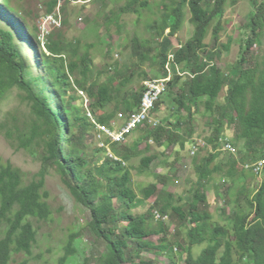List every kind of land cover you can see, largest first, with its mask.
<instances>
[{"label":"trees","instance_id":"1","mask_svg":"<svg viewBox=\"0 0 264 264\" xmlns=\"http://www.w3.org/2000/svg\"><path fill=\"white\" fill-rule=\"evenodd\" d=\"M92 1H102L107 8L106 0ZM2 2L14 17L10 19L9 29L0 24V104L12 91L18 90L31 109L32 122L22 128L10 112L6 121L0 123V131L16 150L37 153L42 170L33 179H27L20 168L3 164L0 157V264H12L18 255H33L39 234L33 220L48 222L53 216L50 195L45 189L46 177L53 169L61 175L75 202L90 211L89 229L107 248L99 258L86 257L78 264H157L143 257L148 251L168 257L170 264H264V168L260 188L246 197L245 208L237 199L240 205L225 224L213 222L207 197L201 191L203 184L213 182L217 174L225 177L222 180L225 184H236L248 171L256 175L247 167L264 159V0H252L256 13L241 30L242 44L236 64L226 71L218 63L234 46L232 36L228 42H223L228 35L225 17L229 0H127L117 11L113 9L106 14L111 24L120 23L123 15L153 14L157 17L152 24L154 45L135 38L127 48L141 65L151 63L155 57L160 60L164 78L169 77L167 68L170 65L185 73L171 80L168 92L153 111L159 114L171 108L174 115L168 117L166 123L161 121L159 127L148 124L142 127L148 138L157 144H162L165 138L172 146L180 145L184 153L197 145L193 140L197 136L193 123L202 104L219 116L214 120L212 136L205 139V148L212 147L211 154L202 159L192 157L199 175V187L193 192L187 208L183 207L184 198L175 200L176 195L167 189L165 182L169 177L159 175L157 183L139 191L134 189L131 167L123 162L137 153L122 156V147L115 144L112 152L123 160L118 161L87 141L95 125L80 92L90 101L92 119L98 124L112 126L119 114L131 116L139 110L146 86L132 94L129 90L136 77L145 81L149 80V75L138 73L140 66L135 63L123 74L117 65L112 68L114 75L106 69L102 75L106 76V82L100 77L101 71H96L94 78L92 50L97 45L83 44L82 37L69 40L61 31L62 26L67 25L65 20L58 33L55 28L45 39L49 54L43 50L36 54L44 72L35 77L23 56L22 45L26 42L23 35L39 45L42 30L29 26L16 0ZM46 6V15H54L59 0L49 1ZM187 12L191 15L194 35L185 45L175 47L173 39L182 32ZM93 24L91 27L98 29L99 36L100 23ZM106 54L111 56V50ZM223 90H227L225 103L216 109L215 102ZM112 105L114 110H109ZM173 116H177L176 122ZM227 128L236 131L233 134L235 144L244 143L243 148L239 145L240 161L232 155L224 162L219 161L223 157L222 141H230L239 154ZM182 131L186 137L179 134ZM155 158L143 157L142 169H149ZM240 163L244 165L242 170L238 168ZM153 198L155 202L146 213L135 214ZM156 211L163 217L178 219L174 240L168 238L169 225L163 220L156 221ZM156 236L160 237L157 244L148 240ZM79 238L78 233L70 236L66 253L58 264L75 261ZM204 245L207 247L196 258L194 247ZM178 248L184 251L179 259L175 253Z\"/></svg>","mask_w":264,"mask_h":264},{"label":"rangeland","instance_id":"2","mask_svg":"<svg viewBox=\"0 0 264 264\" xmlns=\"http://www.w3.org/2000/svg\"><path fill=\"white\" fill-rule=\"evenodd\" d=\"M52 0H16V5L20 7L22 16L28 22L30 27H40L42 26L41 20L47 14V3ZM82 1V2H81ZM127 0H106V7H103V2H95L92 0H59V6H57L56 14L53 16H58V19L62 21H67V25H63L61 28H56L55 33L61 31L65 32L66 37L69 40L74 38L82 37L85 39L83 44L93 43L97 45V48L92 50V57L94 59V73L93 76L96 78V71H101V79L103 82L107 81L105 75V70L107 69L110 72V75H114V66L118 67L120 74L126 72L127 68L132 64H138L140 69L138 73H147L149 75V80H143L139 77H136L132 87L129 92H136L142 86H147L153 81L163 80L164 75L161 71L160 60L156 57L153 58L151 63L147 65H141L140 60L133 58L132 50L127 48V45L132 43V41L137 38L143 43L149 41L152 44V29L153 21L157 19L153 14L149 12H144L143 17H138L136 15H123L121 17L120 27L114 23L111 24V21L106 20V14L108 11L113 10L117 11L119 8L126 4ZM14 5V6H16ZM64 6V7H63ZM65 8L64 11L61 9ZM119 12V11H118ZM256 13V9L253 6L252 0H238L236 4H233L230 0L226 6V23L225 27L228 31L227 37L223 38V42L226 43L229 40V37L232 36L234 39V46L230 53H225L223 59L219 61L218 65L223 70L226 71L230 69L231 65L236 64L238 56L240 54V47L242 44L241 30L243 27H246L249 23L252 15ZM14 17L7 8L3 5L2 0H0V24L5 26L7 29L11 27L10 19ZM191 15L187 12V22L177 37L173 39L175 47H181L185 45L188 40H190L194 35V26L190 22ZM43 22L46 23L47 20L43 19ZM99 22V36L97 34L98 29L91 27L93 23ZM53 23L45 25L43 27V32L45 36L41 35V39H46L48 33L54 32L52 27ZM91 27V28H90ZM90 28V29H89ZM58 29V30H57ZM89 31L87 32V30ZM86 35L82 36L84 33ZM92 35H95L93 37ZM23 38L26 40L23 46V56L27 62V66L30 68V71L33 76H39V73L44 72L43 65L40 64L38 58L39 55H36L41 52L42 47L44 46L41 41L42 47L39 45L33 44L31 41L26 39V36L23 35ZM90 38V39H89ZM23 42V40H22ZM108 45L112 47L108 48ZM262 46L264 47V37L262 38ZM111 50V56H107V50ZM85 50L82 49V53ZM156 56V53H153ZM156 60V64H155ZM69 61V58H67ZM40 67L42 70H40ZM111 67V68H110ZM97 69V70H96ZM167 70L170 74V79H174L176 75H185L182 69L175 70L170 65ZM168 74V76H169ZM75 81V80H74ZM75 83V82H74ZM70 95H73V92H70ZM227 95V90H223L220 97L215 102V108L222 107L225 103ZM69 96V95H68ZM206 100L204 99L203 103ZM87 110L91 112L89 105H86ZM171 108L168 109V111ZM109 110H114V105L111 106ZM31 109L27 105V102L24 100V95L18 90H14L10 93L8 98L0 104V123L5 122L7 114L13 112L17 117L19 125L22 128H25L32 122V116L30 113ZM169 118L172 116V111L168 112ZM125 118L129 115L122 113ZM162 114V113H161ZM159 115V117L161 116ZM173 116L172 120H174ZM219 116L216 113L209 112L207 106L202 104L199 115L194 120V127L196 128L197 136L196 142L200 143V149L198 154L194 157L199 159L209 156L212 152V147H206V138L212 136L215 125L214 120L218 119ZM175 122L177 121L174 120ZM122 122V120L120 121ZM142 130H136L135 132H141ZM228 131V128H227ZM134 132V133H135ZM236 131L231 129L227 132L228 136L233 137L232 140L235 144V138L233 134ZM182 136L186 137L184 131H182ZM94 140L91 135L87 136V141ZM94 143V142H93ZM64 146L67 144L64 142ZM95 145V144H94ZM205 145V146H204ZM239 149L233 157L240 161V146L243 148L244 143L235 144ZM16 146V145H15ZM230 151V150H229ZM221 152V151H220ZM234 153V151H230ZM223 157H220L219 161L224 162L225 158L230 156L228 152H221ZM168 156L173 157L174 159L178 156V153L171 150L169 151ZM0 157L2 158L3 164L10 163L14 167L20 168L27 179H33L38 173L42 170V162L39 159V155L33 151L16 150L6 138L5 134L0 131ZM193 157V158H194ZM190 161H183L181 164H177L176 161L173 162V166L170 169L169 180L165 182L168 186V190L176 195V198H184L183 207L187 208L189 201L192 200V194L197 190L199 175L197 174L196 168L192 163V157L189 158ZM187 160V159H186ZM216 163V162H215ZM211 166V168L215 165ZM190 168H188V166ZM244 167L243 164H239V170H242ZM225 179L223 175H216L214 181L209 184H203L202 190L208 200L209 212L213 216V222L219 224H225L226 220L231 217L232 212L237 209L238 205H242L244 208L247 205L246 197H251L253 192L260 188L262 182V176H256L251 172H246L245 178L240 179L239 182L225 184ZM137 183V182H134ZM225 185V186H222ZM136 191L141 190L146 186H141L133 184ZM161 186V185H160ZM46 191L50 195L49 203L52 207L53 216L52 219L48 222H35V226L39 232L38 242L33 249V255L27 256L25 254L18 255L14 257L12 264H22L27 262V264H58L59 260L64 257L66 253V247L70 242V236L74 234H80V241L77 243L79 248V253L75 261L71 264L83 263L86 257H95L99 258L102 254L107 252V248L104 244H101L98 238L91 232L89 229V223L91 221L90 211L85 207L77 204L75 199L71 195L70 191L67 189L65 184L62 181L61 175L57 172L56 169H53L51 173L46 177ZM159 189H162V187ZM244 193V194H241ZM240 199V204L237 201ZM155 202V198L150 200L147 203V206L142 207L135 211L136 215H141L146 213L150 206ZM230 202V203H229ZM177 204V203H176ZM178 205V204H177ZM178 219L175 217L169 216V239L174 240L175 231L178 225ZM3 236V234H1ZM160 237L148 238L149 241L158 243ZM207 247L196 246L193 249L194 256L198 258L202 251ZM179 249V248H178ZM175 252L176 257L179 259L184 251L179 249ZM143 257L146 260L154 261L157 264H170V260L166 256L157 255L153 252H146L143 254ZM95 264V263H93Z\"/></svg>","mask_w":264,"mask_h":264},{"label":"built area","instance_id":"3","mask_svg":"<svg viewBox=\"0 0 264 264\" xmlns=\"http://www.w3.org/2000/svg\"><path fill=\"white\" fill-rule=\"evenodd\" d=\"M55 15V14H54ZM43 19H46L47 22L44 23ZM41 20L42 26H40V29L42 30V33L39 36V40H41L46 45V41L44 42L43 39H41V35L45 36L43 32V27L45 25H49L50 23H53L54 27H61V21L56 19V16L53 15H46ZM51 33V32H50ZM48 33V35L50 34ZM47 35V36H48ZM46 36V37H47ZM171 82L170 75L168 78H165L163 80L159 81H153L149 83L146 86V91L143 97V101L141 104V107L139 110L132 114L131 116H128L127 118L124 117V115L121 113L119 114L117 121L112 124V126H104L101 124L96 123L92 119V114L88 111V116L91 118L92 122L95 125L96 131L94 134V140L97 144V146L100 149L107 150L108 157L122 161L121 159L115 157L111 150L110 146H113L115 144L119 145H126L128 139L132 136V134L138 130L141 127H144L146 124L151 125L152 127H159L162 123L156 119L153 116V111L156 108V104L160 101L161 97L168 92L169 90V83ZM80 95L84 98L85 104L89 105L90 101L85 93L80 92ZM122 120V122H120ZM200 143H197L196 146L193 147L191 155L195 156L199 150ZM223 151L229 152L233 155L236 154L237 150L236 148L230 143V141H222ZM234 151V153L230 151ZM124 165L126 164L123 162ZM248 169H253V172L257 175H261L262 170L264 168V159L260 162L250 165L247 167ZM157 220H163L165 222H169L168 216H162L160 213L156 212Z\"/></svg>","mask_w":264,"mask_h":264},{"label":"crops","instance_id":"4","mask_svg":"<svg viewBox=\"0 0 264 264\" xmlns=\"http://www.w3.org/2000/svg\"><path fill=\"white\" fill-rule=\"evenodd\" d=\"M169 109V108H168ZM169 110L168 112H170ZM87 113V110H86ZM162 113V114H161ZM159 114L155 113L154 117L160 121H163L166 123L168 116L167 111H163ZM161 116L159 117V115ZM172 114L174 115V110H172ZM176 120L177 116L174 117ZM141 132H135L125 143L126 145L121 146L122 147V156H128L129 153L135 154L137 153L138 155L125 161V165L131 167L132 170V177H133V184L141 185V186H148L150 184L157 183L158 180L157 176H166V177H171L170 176V169L173 166V162L176 161L177 164H181L183 161H190L191 151L192 147L189 148L188 150H185L184 153L181 152L180 145H170L168 141L163 140L162 144H157L155 140L151 139L150 137L148 138L146 132L143 129ZM139 130V131H140ZM95 128L92 133V138L94 139V134H95ZM170 131H174V128H170ZM181 135V133H179ZM193 140H196L194 138ZM92 147L96 148L98 147L95 140H92ZM90 142V143H91ZM94 142V143H93ZM95 144V145H94ZM111 150V148H110ZM119 149H117L118 151ZM175 151L178 153V156L174 159L173 157L168 156L169 151ZM112 152V150H111ZM198 154V153H197ZM150 157V156H155V160L152 163V165L149 167L147 170H143L141 167L142 159L143 157ZM187 159V160H186ZM188 161V162H189ZM188 166V165H187ZM190 168V166H188ZM137 182V183H134ZM160 188L162 186H159ZM163 188V187H162ZM171 191V190H170Z\"/></svg>","mask_w":264,"mask_h":264},{"label":"clouds","instance_id":"5","mask_svg":"<svg viewBox=\"0 0 264 264\" xmlns=\"http://www.w3.org/2000/svg\"><path fill=\"white\" fill-rule=\"evenodd\" d=\"M61 23H62V22H61ZM55 28H60V27H54V29H55ZM39 41H40V40H39ZM40 46L42 47L41 41H40ZM42 49H44L43 51H45L46 54H49V51L46 49V46H43ZM154 114H155V113H154ZM154 114H153V116H154ZM159 121H160V120H159ZM160 122H161V121H160ZM150 126H151V125H150ZM151 127H152V126H151ZM140 129H142V127L139 128L138 130H140ZM95 130H96V128H95ZM138 130H137V131H138ZM133 134H134V133H133ZM133 134H132V135H133ZM113 146H114V145H113ZM113 146H110L111 150H112V147H113ZM120 146H124V145H120ZM204 146H205V145H204ZM222 147H223V146H222ZM98 148H99V147H98ZM192 149H193V147H192ZM199 149H200V147H199ZM222 149H224V148H222ZM100 150L105 151V152H106V156L108 155L107 150H103V149H100ZM198 151H199V150H198ZM191 152H192V151H191ZM224 152H225V151H224ZM197 153H198V152H197ZM228 153H229V152H228ZM112 154L115 156V154H114L113 152H112ZM229 154H231V153H229ZM196 155H197V154H196ZM196 155H195V156H196ZM231 155L233 156V154H231ZM107 157H108V156H107ZM115 157H116V156H115ZM191 157H194V156H191ZM117 158H118V157H117ZM119 159H120V158H119ZM114 160H115V159H114ZM121 160H122V159H121ZM122 161H123V160H122ZM259 162H260V161H259ZM250 165L252 166V165H254V164H250ZM250 165H249V166H250ZM256 176H259V175L256 174ZM260 176H262V173H261ZM156 212H157V211H156ZM158 213H159V212H158ZM168 218H169V217H168ZM156 221H158L157 218H156ZM164 222H165V221H164ZM166 223H169V222H166Z\"/></svg>","mask_w":264,"mask_h":264}]
</instances>
